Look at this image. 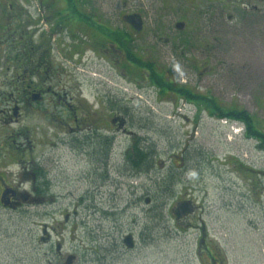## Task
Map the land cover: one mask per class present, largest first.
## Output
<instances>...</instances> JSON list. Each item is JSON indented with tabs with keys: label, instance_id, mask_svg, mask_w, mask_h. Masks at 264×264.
Returning a JSON list of instances; mask_svg holds the SVG:
<instances>
[{
	"label": "rangeland",
	"instance_id": "rangeland-1",
	"mask_svg": "<svg viewBox=\"0 0 264 264\" xmlns=\"http://www.w3.org/2000/svg\"><path fill=\"white\" fill-rule=\"evenodd\" d=\"M47 2L0 0L6 28L0 35L12 34L17 16L27 37ZM215 12L210 24L196 28L185 59H161L168 68L161 90L145 75L128 71L123 77L126 71L114 67L105 55L109 42L98 34L96 55L91 43L78 47L85 53L78 80L86 112L77 125L86 135L96 126V160L88 154L95 152L92 140L70 138V127H77L66 125L72 119L66 111L48 105L45 113L43 104L17 124L0 115V176L29 193L36 174L47 200L37 206L0 203V264H205L201 237L225 264H264V139L246 135L237 120L220 119L204 102L208 97L225 111L247 112L264 135V14L242 15L229 7ZM49 33L44 43L66 50L60 48L66 33L58 39ZM52 57L59 61L56 52ZM3 67L1 84L12 78L10 64ZM170 82L176 89L187 85L193 98L167 92ZM95 102L91 125L87 109ZM112 107L127 120L126 133L110 126ZM105 139L112 141L108 155L100 154ZM135 142L154 157L148 172L130 169ZM184 202L193 213L177 220L173 210ZM44 226L52 245L40 241Z\"/></svg>",
	"mask_w": 264,
	"mask_h": 264
},
{
	"label": "flooded vegetation",
	"instance_id": "flooded-vegetation-1",
	"mask_svg": "<svg viewBox=\"0 0 264 264\" xmlns=\"http://www.w3.org/2000/svg\"><path fill=\"white\" fill-rule=\"evenodd\" d=\"M47 5L43 18L35 21L27 37L25 31L21 32L24 24L15 20L17 16L13 18L12 34L0 35V74L5 73L4 63L10 64L7 70L12 71L11 81L0 83V115L9 124H17L26 113L34 112L36 106L43 104L46 105L45 113L51 112L48 105L66 111L72 117L66 125L76 124L77 127H70V138L83 143L85 139L86 142L92 140L95 152L90 154H95V160L96 126L92 130L89 127L92 134L86 135L85 128L81 130L77 125L86 112L84 91L78 80L84 77L85 53L78 52L79 46H84L85 42L91 43L94 46L92 52L96 55V33L105 32L101 34L105 39L103 41L109 42V50L105 55L111 58L114 67H123L122 70L126 72L121 75L125 77L128 71L130 74L145 75V78L152 79L153 87L161 90L160 80L168 69L161 66V59L171 58L172 61H169L175 60V63L180 58L185 59V51H190L194 46L192 39L196 28L210 24L213 14H217L215 11L229 7L242 15L264 14V0H48ZM2 20L0 17V28L5 33ZM49 32H57V39L60 33H66L68 41L60 45L66 50L58 46L52 49V46L44 43L47 39L51 40ZM55 52L59 56L57 62L52 57ZM167 87V92L172 90L180 94L181 89H176L173 83L170 82ZM4 88L11 90L5 91ZM184 88V91L192 93L186 89L187 85ZM92 106L91 110H87L92 111L89 114L93 122L91 125H94L96 102ZM38 109L40 107L36 109L37 113L42 115ZM111 110L114 112L116 109L112 107ZM114 113L110 126L126 133L127 120ZM81 121L84 123V119ZM130 136L134 134L130 133ZM30 182L31 191L26 193L21 189L22 184L19 187L11 186L0 176L1 205H45V193L36 174H32ZM65 222L68 223L69 219L66 218ZM40 241L47 246L52 245L46 226ZM199 244V254L205 256V264L207 259L211 264H225L220 255L218 257V253H214L212 246H208L205 237H201ZM57 253L60 255V250Z\"/></svg>",
	"mask_w": 264,
	"mask_h": 264
},
{
	"label": "trees",
	"instance_id": "trees-1",
	"mask_svg": "<svg viewBox=\"0 0 264 264\" xmlns=\"http://www.w3.org/2000/svg\"><path fill=\"white\" fill-rule=\"evenodd\" d=\"M105 32H100V33H96L99 34L100 39L99 40H105L103 38V34ZM189 91L184 92V89L182 88L180 90V93L182 96L188 97L189 99H191L192 93H188ZM197 98V97H196ZM205 101V108L210 109L209 105L207 104L208 102H210L211 106L213 107L214 111H216V113H219L218 117L220 119H233V120H237L239 121L241 124L243 123V125L245 126L246 132L245 134L247 135V133H252V134H260V137L262 139H264V135L259 133V131L254 130V125H253V119L252 117L247 114V112L243 111V110H228L225 111L221 105H219L217 102H213L211 101L208 97L204 99ZM207 101V102H206ZM211 110V109H210ZM105 143L104 145H100V149H101V153L103 155H108L110 149H111V145H112V141L110 139H105ZM101 142V141H100ZM106 144V145H105ZM130 152L128 153V157H127V162L130 166V169L135 173H142V172H148L153 168V164H154V157L152 155V153H150L148 151L147 148H145V146L138 142H135L133 147L129 150ZM169 186V187H168ZM166 187V190H168L170 188V185H168Z\"/></svg>",
	"mask_w": 264,
	"mask_h": 264
},
{
	"label": "water",
	"instance_id": "water-1",
	"mask_svg": "<svg viewBox=\"0 0 264 264\" xmlns=\"http://www.w3.org/2000/svg\"><path fill=\"white\" fill-rule=\"evenodd\" d=\"M131 20V19H130ZM121 125V123H120ZM5 194L2 199H4ZM5 206V205H4ZM173 213L175 214L177 220L180 219L181 217H185L189 214L193 213V208L190 206L188 202L181 203L176 209L173 210ZM125 244L127 245L128 248L132 249L133 248V240L131 237H127L125 239ZM59 251V247L57 248Z\"/></svg>",
	"mask_w": 264,
	"mask_h": 264
},
{
	"label": "bare ground",
	"instance_id": "bare-ground-1",
	"mask_svg": "<svg viewBox=\"0 0 264 264\" xmlns=\"http://www.w3.org/2000/svg\"><path fill=\"white\" fill-rule=\"evenodd\" d=\"M82 153H88V152H82ZM88 154H90V152Z\"/></svg>",
	"mask_w": 264,
	"mask_h": 264
}]
</instances>
